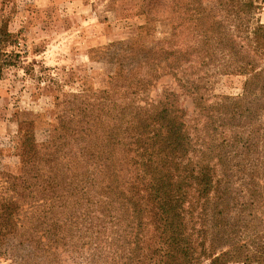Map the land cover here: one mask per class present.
Segmentation results:
<instances>
[{
	"label": "trees",
	"instance_id": "1",
	"mask_svg": "<svg viewBox=\"0 0 264 264\" xmlns=\"http://www.w3.org/2000/svg\"><path fill=\"white\" fill-rule=\"evenodd\" d=\"M257 8L256 0H145L138 34L177 19L183 36L103 48L116 67L108 87L81 119L69 116V137L61 133L51 146L26 139L23 165L28 153L42 164L5 176L17 198L0 194V226L17 214L20 190L22 198L39 193L48 206L55 241L68 228L69 244L88 232L111 237L116 253L105 264H264V24L254 23ZM14 41L0 19V79L19 58L6 50ZM213 70L243 76L241 93L213 95Z\"/></svg>",
	"mask_w": 264,
	"mask_h": 264
},
{
	"label": "rangeland",
	"instance_id": "2",
	"mask_svg": "<svg viewBox=\"0 0 264 264\" xmlns=\"http://www.w3.org/2000/svg\"><path fill=\"white\" fill-rule=\"evenodd\" d=\"M144 2L0 0V19L15 40L6 50L19 54L3 68L0 79V194L13 193L17 198L5 176L20 177L24 166H30L32 174L42 164L28 153L23 165L27 138L51 146L53 137L60 138L61 133L69 137V116L81 119L93 101L98 102L109 76L116 72L114 59L104 54L103 48L117 40L125 45H152L159 37L183 36V25L177 19L159 21L154 32L138 34L137 27L146 22L139 14ZM256 4L254 23L264 24V0H256ZM243 81L241 75L213 70L208 86L213 95H238ZM184 101L191 109L189 99ZM39 182L38 177L33 181ZM19 192L17 214L8 223L1 222L0 264H105L104 258L116 253L109 243L111 237L94 232L75 236L69 244L68 228L55 241L56 231L47 232L44 211L48 206H42L39 193L22 198ZM2 212L0 209V218Z\"/></svg>",
	"mask_w": 264,
	"mask_h": 264
},
{
	"label": "crops",
	"instance_id": "3",
	"mask_svg": "<svg viewBox=\"0 0 264 264\" xmlns=\"http://www.w3.org/2000/svg\"><path fill=\"white\" fill-rule=\"evenodd\" d=\"M69 1H71V0H69ZM74 1H72V2H70V3H73Z\"/></svg>",
	"mask_w": 264,
	"mask_h": 264
}]
</instances>
